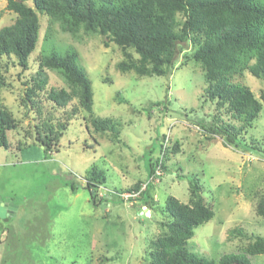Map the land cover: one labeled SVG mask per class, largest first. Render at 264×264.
<instances>
[{"label": "rangeland", "instance_id": "obj_1", "mask_svg": "<svg viewBox=\"0 0 264 264\" xmlns=\"http://www.w3.org/2000/svg\"><path fill=\"white\" fill-rule=\"evenodd\" d=\"M22 1L32 6L31 0ZM6 7L7 1L0 0V29L15 16ZM38 16L39 40L26 75L37 73L39 54L76 51L91 82L93 112L116 122L120 141H111V133L95 132L84 119L89 115L80 110L57 150L47 152L35 141L18 148L27 128L19 105L22 87L19 81L15 93L0 89V100L22 122L19 133H8L10 148H0V203L14 208L8 221L0 218V264H149L152 244L170 219L161 212L165 199L189 203L193 179L202 184L215 216L194 230L190 252L218 262L264 238V217L258 213L264 199V105L253 127L239 136L243 148L226 146L202 126L240 123L208 99L200 65L181 55L170 78L124 73L119 65L137 62L134 52L115 44L106 47L102 37L84 31L64 33L59 23ZM47 73L48 89L66 84L59 72ZM235 82L258 99L264 91V82L248 71ZM163 101L169 102L166 115L157 105ZM75 106L77 101L69 109ZM164 136L169 152L167 168L154 185L157 212L140 202L139 193L128 191L147 181V165L160 156ZM94 171L106 178L98 188L97 205L85 188ZM252 262L264 264V255Z\"/></svg>", "mask_w": 264, "mask_h": 264}, {"label": "trees", "instance_id": "obj_2", "mask_svg": "<svg viewBox=\"0 0 264 264\" xmlns=\"http://www.w3.org/2000/svg\"><path fill=\"white\" fill-rule=\"evenodd\" d=\"M7 1L6 10L14 14L12 23L0 29V89L15 93L20 81L19 105L27 123L25 136L17 145L37 142L45 151L57 150L80 110L94 131L119 140L118 125L113 119L99 118L93 112L91 82L77 62V52L39 54L37 73L28 78L29 62L36 50L41 24L38 13L59 23L64 33L102 37L103 44L122 48L139 56L137 62H123L122 72L134 71L139 76L170 78L181 55L200 65L208 99L218 110L240 123L212 125L204 130L223 138L226 146L243 148L240 134L253 127L264 105V91L256 98L251 89L236 83L237 76L248 71L264 82V0H22ZM192 53L188 56V52ZM129 56V54H128ZM253 61L252 63H250ZM18 69L13 74V69ZM48 71H57L64 78L62 87H48ZM73 101L77 106L69 109ZM166 115L169 102L157 103ZM22 122L0 100V148L9 149V132H18ZM89 133L90 127L86 126ZM165 136L160 141V156L150 159L147 181H139L128 192H137L140 202L155 211L154 180L157 170H166L168 147ZM154 178V179H153ZM162 176L159 177L161 180ZM103 172L94 171L87 177V188L97 205L98 188L105 185ZM145 190L142 191V186ZM198 179L190 181L189 203L168 196L163 214L170 219L163 223L164 232L153 242L149 264H253L252 258L264 255V238L257 237L242 251L228 253L218 262L199 257L188 249L194 230L210 222L214 208L203 197ZM136 196L134 199H137ZM264 217V199L258 206Z\"/></svg>", "mask_w": 264, "mask_h": 264}, {"label": "water", "instance_id": "obj_3", "mask_svg": "<svg viewBox=\"0 0 264 264\" xmlns=\"http://www.w3.org/2000/svg\"><path fill=\"white\" fill-rule=\"evenodd\" d=\"M14 212L13 206L0 203V218L7 220L8 217ZM8 221V220H7Z\"/></svg>", "mask_w": 264, "mask_h": 264}, {"label": "built area", "instance_id": "obj_4", "mask_svg": "<svg viewBox=\"0 0 264 264\" xmlns=\"http://www.w3.org/2000/svg\"><path fill=\"white\" fill-rule=\"evenodd\" d=\"M156 176H158V178L155 177V179H154V178H153V179H154L156 182H158V181H159V177L162 176V172H161V170H157V172H156ZM132 197H133V196L130 195V197H128V198H126V199H131ZM134 197H136V196H134Z\"/></svg>", "mask_w": 264, "mask_h": 264}, {"label": "flooded vegetation", "instance_id": "obj_5", "mask_svg": "<svg viewBox=\"0 0 264 264\" xmlns=\"http://www.w3.org/2000/svg\"><path fill=\"white\" fill-rule=\"evenodd\" d=\"M14 209V208H13Z\"/></svg>", "mask_w": 264, "mask_h": 264}]
</instances>
